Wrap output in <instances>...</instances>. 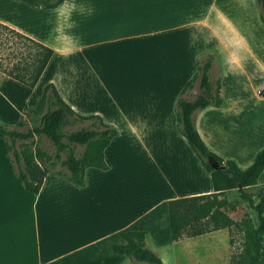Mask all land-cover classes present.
<instances>
[{
    "label": "rangeland",
    "instance_id": "374dc122",
    "mask_svg": "<svg viewBox=\"0 0 264 264\" xmlns=\"http://www.w3.org/2000/svg\"><path fill=\"white\" fill-rule=\"evenodd\" d=\"M136 1L68 0L69 3L63 7V9L65 8L64 11L55 10V8L44 10L41 7L37 8L43 9L42 11H35L32 9L33 7L24 5L20 0H0V17L29 29L43 41L48 42L51 47L52 45L59 47L69 45L76 51L80 50L81 53L75 54L73 61L83 64L84 74L82 75L91 87L90 97L86 99V103L98 109L97 113L102 117L104 114L106 120L122 125L120 127H126L123 124V118L121 120L116 110L117 106H123L128 116L139 120L138 127L145 129V143H142L141 146L139 144L133 145L132 150L129 148L125 152H134L133 155H129V159L127 158L129 165L133 167L131 169L133 180L130 181L134 188L133 193L144 192L146 194L147 192V197L153 198L155 193L167 194L170 191L169 184L174 187L176 183L174 177L177 175L175 172H177L178 166L173 169V161H176V156L173 155L175 152H186L182 145L185 139L175 129V106L170 110L171 115L168 111L171 104L165 103V109L154 106L152 102L156 96H160V85L157 82H152L153 79L145 75L139 63L134 68L127 69L121 60L115 58L114 53L116 51H125L131 47L126 40L122 39L117 43L98 42V37L94 36L92 32V27L99 21L111 22L115 20L123 22H121L123 25L116 31L125 33L129 29L131 31L134 24L131 23L132 21H127L126 16L129 13H126L121 5L125 2L135 5ZM148 1L155 5L149 7L151 10L145 11V2L143 4L138 2V6L133 8L131 15L134 17L147 14L148 17H152L153 22L157 20L159 24L164 25L166 30L158 36L161 59H170L173 67L176 65L181 69L183 66L191 67L194 63L196 65L198 60L204 59L206 54L213 53L215 58L213 69L210 70L211 79L214 85L222 84L221 58L225 52L222 47L217 46V42L213 43L216 41L212 36L214 31L199 24V20L206 18H208L207 23H211L216 8L219 6L232 8L225 15L228 17L226 22L232 27L230 32L240 44L241 54L246 55L247 63L249 61L255 74L258 73V62L264 63V24L261 20V11L257 0ZM226 4L228 6H225ZM80 46L83 49L79 48ZM56 57L59 55L56 54L49 71L36 85L38 92H42L45 81L52 74L54 77H59L62 65H59L60 61H56ZM195 65L192 75L195 72ZM256 76L259 78L256 82H261L264 79L261 72ZM6 78L7 76L0 71V122L15 126L19 120H22L24 125L18 128L26 130L31 125L25 115L26 108L34 107L40 96L33 95L31 97L30 91H23L21 88L18 91L19 83L15 81L7 83V91L13 93L5 92L4 80ZM233 84H236V81H233ZM197 93H199V88L196 80L194 86L186 91L185 96L191 98ZM107 113L108 116H105ZM165 115L167 119H165ZM169 118L172 124L169 122ZM112 125L117 128V124ZM169 126L173 127L174 134L178 138L173 137ZM75 127H71V129ZM37 138L36 136L33 139L34 145L37 144L47 152L54 153L55 147L50 140L45 137ZM81 150L80 147L77 152L79 153ZM189 150L192 152L190 148ZM138 152L160 153L153 160ZM140 165L145 166L144 170ZM114 172L119 175L122 173V168L117 167ZM153 177L161 178V180L154 182ZM9 181L14 182L19 191L7 184L10 183ZM2 182H4L5 189L9 190L8 197L11 199L8 202H1L0 200V264H16L17 259L22 256H28L30 259L36 244L34 236L31 237L34 234L35 226L32 206L34 195L26 193L17 181L14 169L6 155L5 138H0V183ZM259 184L264 187V180H261ZM198 185L211 186L210 178L198 176ZM258 188L261 187H252L249 190L257 193ZM20 192L21 196H19ZM256 200H258L257 197ZM57 204L60 205L58 202ZM40 206L41 204H39ZM43 206L45 205L43 204ZM57 207L59 208V206ZM227 207L229 214L235 220L243 221V226H254L257 223L256 213L239 198L235 189L228 193ZM52 220L53 222L44 228L60 229V216L55 215ZM164 225L163 230L155 231L157 234L146 238L148 245L154 247L151 249L160 256L164 264H229L231 254L239 251L241 245V234L234 228H224L210 235H202L203 237L200 236L197 239L183 238L174 242L170 238L167 220ZM40 228L43 229V226ZM28 258L25 264H29ZM131 262L133 264H146Z\"/></svg>",
    "mask_w": 264,
    "mask_h": 264
},
{
    "label": "crops",
    "instance_id": "0c3cea01",
    "mask_svg": "<svg viewBox=\"0 0 264 264\" xmlns=\"http://www.w3.org/2000/svg\"><path fill=\"white\" fill-rule=\"evenodd\" d=\"M138 2L140 4L145 2V11H149L151 10L149 7L155 6L150 4L148 0H137L135 5L129 4V2L121 5L124 11L129 13L126 16L127 21H132L131 23L134 24L131 31H129L130 29L126 30V33L116 31L123 25V22L115 20L111 22L99 21L92 27V32L94 36L98 37V42L117 43L123 39L131 45L125 51H116L114 53L115 58L121 60L127 69L134 68L138 63L142 66L145 75L153 79L152 82H157L160 85V96H156L152 102L153 105L165 109V103L171 104V107L167 108L169 115H171L170 110L175 106L182 86L193 76L195 63L191 67L183 66L181 69L177 65L173 67L170 59H161L158 36L166 29L163 24H159V21L153 22L152 17H148L147 14L133 17L131 13L133 8L138 6ZM23 3L26 6L29 5ZM66 3H69L68 0H64L55 10L64 11L65 8L63 9V7ZM30 8L35 9V11L43 10L32 5ZM229 10L232 8L221 6L216 8V13L209 24L207 23L208 18L199 20L200 25L209 27L214 31L212 36L216 41L213 43L217 42V46L222 47L225 54L221 58L223 74L220 96L223 102L220 106L211 105L197 111L195 124L202 140L211 151L224 159H231L239 167L245 168L252 163L257 152L264 148V79L261 82H256L259 80L257 74L261 72L264 75V63L258 62V73L255 74L249 61L247 63L246 55L241 54L240 49L242 48L230 32L232 27L226 22L228 17L225 15ZM0 22L50 46L48 42L43 41L42 38L36 36L29 29H25V27L11 23L2 17H0ZM52 47L53 55L36 85L49 71L54 57L58 54L59 57H56V61H60L59 65H62L59 77H54L52 74L47 78L44 86L47 83H53L62 99L76 113L100 115L97 113L98 109L86 103V99L90 97L91 87L82 75L84 74L83 64L73 61L75 54L81 53L80 50L76 51L69 45L63 47L52 45ZM79 48L83 49L82 46ZM69 60L72 61V64L71 61L67 63ZM211 69H213V64ZM4 81L5 92L13 93L7 91V83L18 81L11 77H7ZM233 81H236V84L232 85ZM18 83V91L20 88L23 91H30L31 97L33 95L40 96L42 93L37 91L36 85L30 88L20 82ZM121 107L117 106L116 110L121 120L123 118V124L126 127H120L122 125L106 120L103 113V117L100 115L105 123L117 124V135L104 150L107 169L88 167L85 171L84 185L78 186L60 175L50 173L45 177L38 194L24 190L26 193L34 195L32 206L35 226L34 234L31 237L34 236L36 244L33 247L32 257L29 259L28 256H22L17 259L16 264H25L27 258L30 260L29 264L31 262L33 264H133L131 261H138L119 255L112 250L113 243L123 242L120 236L122 231L145 230V244L150 249L154 248L148 245L146 238L157 234L155 231L163 230L164 222L166 220L168 222L167 202L169 199L212 192V184L211 186L198 185V176L207 179L210 178V174L204 169L185 137L178 132L175 118V129L185 139V142L182 140L184 142L182 145L186 152H175L173 155L176 156V161H173V169L178 166V170L175 172L177 175L174 177L176 182L174 187L169 184L170 191L167 194L155 193L153 198H148L147 192L146 194L144 192L133 193L134 188L130 182L133 180L131 172L133 167L129 165L128 159L129 155H133L134 152H125V150L129 148L132 150L133 145L139 144L141 146L142 143H145V129L138 127L139 120L128 116L127 111L126 115L124 107ZM105 116H108V113ZM109 118L111 117L109 116ZM165 119H167L166 115ZM170 123L172 124V122ZM169 130L173 137L178 138L174 134L172 126H169ZM138 153L145 154L148 159L154 160V157L159 156L160 152ZM140 166L144 170L145 166ZM117 167L122 168V173L119 175L114 172ZM152 179L154 182L161 180L157 177ZM261 180H264V171L258 179L257 186L261 187L259 184ZM9 182L7 184L19 191L14 182ZM156 186L158 185L156 184ZM8 192L4 182L0 183L1 202H8L11 199L8 197ZM19 196H21V192ZM39 204H41L40 207ZM55 215L60 216V229H46L47 225L53 222L52 218ZM40 226H43V229ZM45 226L46 228H44ZM217 231L219 230L202 235H210ZM202 235L188 238L197 239ZM33 252L35 254L34 259Z\"/></svg>",
    "mask_w": 264,
    "mask_h": 264
},
{
    "label": "trees",
    "instance_id": "16d2710c",
    "mask_svg": "<svg viewBox=\"0 0 264 264\" xmlns=\"http://www.w3.org/2000/svg\"><path fill=\"white\" fill-rule=\"evenodd\" d=\"M20 1L43 9H53L64 0ZM257 2L264 24V0ZM53 52L50 46L0 22V71L7 77L33 88ZM214 58L213 53H208L204 59L196 62L195 72L182 86L174 111L178 132L185 137L210 174L212 192L168 200L170 238L179 241L224 228H234L241 234V245L239 251L231 254L229 264H263L264 187L258 188L257 193L249 189L257 187L258 179L264 171V148L257 152L250 165L241 168L235 161L224 159L211 151L195 124L197 111L211 105L220 106L223 102L220 83L214 85L210 78ZM196 80L199 93L191 98L185 96ZM25 115L31 124L26 130L18 128L24 125L22 120L15 126L0 122V138H5L7 158L17 181L27 192L38 194L45 177L50 173L60 175L76 185H84L88 167L108 168L104 150L117 135L116 128L105 123L98 114L76 113L62 99L53 83L44 86L36 105L26 108ZM36 136L50 140L55 147L54 153L34 145L33 139ZM80 147L82 150L78 153ZM208 157L214 158L224 168H211L207 162ZM233 189L256 213L257 223L254 226H243L242 220H235L229 214L228 193ZM120 236L123 242L112 244L115 253L146 264H164L160 256L146 246L145 230L122 231Z\"/></svg>",
    "mask_w": 264,
    "mask_h": 264
},
{
    "label": "water",
    "instance_id": "95a60500",
    "mask_svg": "<svg viewBox=\"0 0 264 264\" xmlns=\"http://www.w3.org/2000/svg\"><path fill=\"white\" fill-rule=\"evenodd\" d=\"M207 162L209 163V165L211 166V168L213 169H219V168H224V165H220L214 158L212 157H208L207 158Z\"/></svg>",
    "mask_w": 264,
    "mask_h": 264
}]
</instances>
